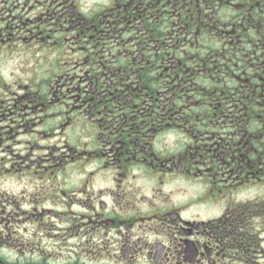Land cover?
<instances>
[{
  "label": "flooded vegetation",
  "instance_id": "1",
  "mask_svg": "<svg viewBox=\"0 0 264 264\" xmlns=\"http://www.w3.org/2000/svg\"><path fill=\"white\" fill-rule=\"evenodd\" d=\"M0 264H264V0H0Z\"/></svg>",
  "mask_w": 264,
  "mask_h": 264
}]
</instances>
